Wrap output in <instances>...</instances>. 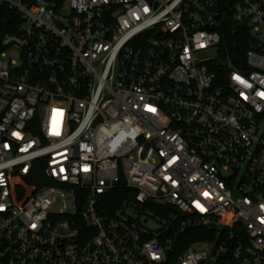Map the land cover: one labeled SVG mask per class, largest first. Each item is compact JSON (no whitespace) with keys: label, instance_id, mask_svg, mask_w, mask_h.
Returning <instances> with one entry per match:
<instances>
[{"label":"built area","instance_id":"2783aa9c","mask_svg":"<svg viewBox=\"0 0 264 264\" xmlns=\"http://www.w3.org/2000/svg\"><path fill=\"white\" fill-rule=\"evenodd\" d=\"M0 2V264H264V0Z\"/></svg>","mask_w":264,"mask_h":264},{"label":"trees","instance_id":"16d2710c","mask_svg":"<svg viewBox=\"0 0 264 264\" xmlns=\"http://www.w3.org/2000/svg\"><path fill=\"white\" fill-rule=\"evenodd\" d=\"M20 19L19 15L8 8L5 3L0 2V41L3 36L7 33H14L17 30ZM225 40L228 51L231 56L236 58L240 54H244L246 49L247 36L245 33V27L237 25L234 22L230 21L226 26ZM49 182L45 181L40 173L33 176L24 178L16 186L19 192L25 197L30 192L34 191L39 186L48 184ZM205 237H200L198 231L186 232L180 237L182 243L190 244L197 240H203Z\"/></svg>","mask_w":264,"mask_h":264}]
</instances>
